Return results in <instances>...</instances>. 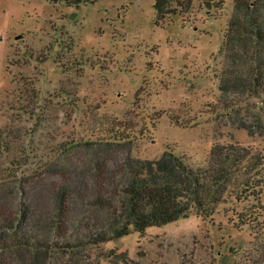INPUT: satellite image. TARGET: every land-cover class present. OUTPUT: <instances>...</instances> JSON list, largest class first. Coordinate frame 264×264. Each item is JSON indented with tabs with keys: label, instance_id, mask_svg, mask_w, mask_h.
Instances as JSON below:
<instances>
[{
	"label": "rangeland",
	"instance_id": "374dc122",
	"mask_svg": "<svg viewBox=\"0 0 264 264\" xmlns=\"http://www.w3.org/2000/svg\"><path fill=\"white\" fill-rule=\"evenodd\" d=\"M156 1L0 0V129L11 145L0 181L37 176L60 144L120 137L135 158L171 151L192 167H206L216 143L240 144L260 161L251 181H264V128L236 127L264 126V98L224 109L218 89L233 0H168L164 16ZM257 189L209 217L193 209L102 243L99 264H263ZM253 210L258 221L239 227Z\"/></svg>",
	"mask_w": 264,
	"mask_h": 264
},
{
	"label": "trees",
	"instance_id": "16d2710c",
	"mask_svg": "<svg viewBox=\"0 0 264 264\" xmlns=\"http://www.w3.org/2000/svg\"><path fill=\"white\" fill-rule=\"evenodd\" d=\"M50 1L79 6L89 0ZM167 3L156 1L159 16ZM222 49L226 63L218 89L224 109L264 98V0H233ZM254 122L236 127L261 133L262 122ZM3 133L0 148L8 152ZM123 138L60 144L54 163L37 176L0 181V264H99L102 243L187 218L193 209L209 217L227 198L237 201L264 188V181H251L258 156L240 144L216 143L208 165L192 167L171 151L156 160L135 158ZM259 211L253 217L257 210L239 213L238 226L257 222Z\"/></svg>",
	"mask_w": 264,
	"mask_h": 264
}]
</instances>
